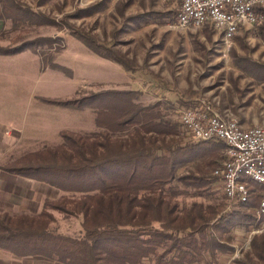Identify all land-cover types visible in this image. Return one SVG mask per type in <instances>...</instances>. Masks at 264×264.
I'll list each match as a JSON object with an SVG mask.
<instances>
[{"label":"trees","instance_id":"trees-1","mask_svg":"<svg viewBox=\"0 0 264 264\" xmlns=\"http://www.w3.org/2000/svg\"><path fill=\"white\" fill-rule=\"evenodd\" d=\"M105 1L78 8L73 15H93L105 8ZM258 11L264 12V7ZM140 17L131 20L138 23L144 20ZM0 20L10 21L13 28L55 24L19 0H0ZM259 24L251 26H258L264 39V26ZM73 35L96 54L131 69L120 50L102 45L90 34L73 30ZM51 43L48 37L35 38L0 46V54L25 49L39 53L44 44L51 47ZM248 64L253 76L264 80V64L252 60ZM51 67L67 71L59 64ZM40 98L72 109L97 107L95 125L100 130L89 134L63 130L61 143L0 165L7 173L46 183L63 193L46 198L37 214L0 212V249L17 257H45L61 264H196L205 254L231 253L230 232L236 226L264 221L254 211L263 187L251 180L248 198L237 203L238 209L226 210L225 201L179 206L175 200L179 191L172 192L169 184L178 180L193 189L194 195L207 194L219 180L210 173L220 166L225 145L215 139L177 143L178 124L165 117L160 100L143 104L137 101L136 91L117 89L81 97ZM190 163L192 168L178 173ZM222 196L225 200L223 190ZM52 211L80 215L83 236L53 231ZM233 263L264 264V232L255 233L249 250L233 258Z\"/></svg>","mask_w":264,"mask_h":264},{"label":"rangeland","instance_id":"rangeland-1","mask_svg":"<svg viewBox=\"0 0 264 264\" xmlns=\"http://www.w3.org/2000/svg\"><path fill=\"white\" fill-rule=\"evenodd\" d=\"M19 1L32 11L52 19L55 24H31L13 28L12 23L6 20L0 30L1 47L14 46L35 38L52 39L51 47L44 44L39 53L30 49L20 51L31 67V79L34 66L39 62L40 77L32 85V90L36 91L34 100L41 105L37 107L32 104L25 115V136L22 148L13 151L15 158L29 151L61 143L63 130L82 134L100 130L95 125L97 107L72 109L41 101V96L72 98L108 89L134 90L137 101L143 104L158 100L163 102L165 117L178 124L180 133L177 143L191 141L178 118L183 109L196 104L198 100L209 101L210 107L223 116L220 118H235L244 127L264 123V81L256 79L252 70L248 69L250 60L264 64V39L259 36L258 26L244 23L245 26L233 38L224 40L209 25L200 28L177 25L178 5L175 1L107 0L103 10L82 18L74 17L76 10L100 0ZM137 16H142L140 18L144 20L138 23L131 20H137ZM261 25L264 26V20ZM73 30L90 34L102 45L120 50L128 58L131 69L126 70L121 64L96 54L73 35ZM31 52L38 56V60ZM24 59L21 61L25 62ZM51 64L62 65L67 71L54 69ZM223 160L224 150L219 164ZM192 165L187 164L178 173H185ZM212 173L210 176L214 177ZM2 186L5 187V184L2 183ZM39 186L38 193L33 187L30 189L27 181L23 184L8 182L7 188L13 190L14 187L16 195L11 190L0 192V212L11 215L37 214L42 207L36 202L63 195L48 184ZM167 188L174 193L179 191L175 200L180 207L192 202L206 205L225 201L226 210L239 208L236 205L228 208L218 179L213 182L207 194L201 196L194 195L193 189L185 187L178 180H174ZM44 190L46 193L43 195ZM6 207L8 211L1 210ZM52 212L55 217L51 223L53 231L74 237L83 236L80 215ZM260 232H264V221L258 225H238L230 232V243L233 246L231 253H218L214 257L205 254L196 264H234L233 258L242 257L250 248L252 236ZM14 259L9 263L61 264L38 256H15ZM0 264L8 263L0 261ZM144 264L149 263L145 261Z\"/></svg>","mask_w":264,"mask_h":264},{"label":"built area","instance_id":"built-area-1","mask_svg":"<svg viewBox=\"0 0 264 264\" xmlns=\"http://www.w3.org/2000/svg\"><path fill=\"white\" fill-rule=\"evenodd\" d=\"M175 1L178 5L177 25L183 28L199 27V18L210 15V25L224 40L231 39L235 22L251 20L252 25L261 23L264 14L258 11L264 7V0H163ZM179 123L191 141L221 140L233 143V150L224 151V160L214 169L222 185L228 208L237 205L241 196V185H248L250 176L264 178V123L253 125L248 136H237V129H246L237 119H220L210 102L198 100L196 104L183 109ZM247 166L243 181L235 180L237 167ZM257 218L262 212L256 211Z\"/></svg>","mask_w":264,"mask_h":264},{"label":"crops","instance_id":"crops-1","mask_svg":"<svg viewBox=\"0 0 264 264\" xmlns=\"http://www.w3.org/2000/svg\"><path fill=\"white\" fill-rule=\"evenodd\" d=\"M0 22L1 30L4 22L1 20ZM242 26H245V24H241L240 28ZM32 55H34L35 59L38 60L36 58V54L32 53ZM23 57V52L11 55L0 54V165L7 164L8 162L15 159V156H13V151L17 148H22L21 145L25 136V115L26 113L28 114V110L30 109L32 104H35V106L37 107L41 105V103L39 104L34 100L36 91L32 90V85L37 80V78L40 77V72L38 69L39 62L37 61V64H35L34 66V73L31 79V67L29 65V62H27ZM21 59H24L25 62H22ZM248 95L251 94L249 93ZM218 112L219 111L217 110V113ZM30 113L31 111H29V114ZM219 114L220 112L218 113V115ZM25 181H27L28 185L31 186L30 189L33 187L35 191L38 190V193L40 188L39 185H46L42 182L10 174L0 169V192L2 190H11L13 193L14 187H12L13 190L7 188V183L11 182L13 184H23L25 183ZM2 183L5 184V187L2 186ZM28 192H30V190ZM44 193H46V190H44L43 195ZM15 195L16 192H14V196ZM26 196L29 197L32 195ZM35 196H39V194H35ZM6 197H8V195H6ZM44 200L45 199H43V201ZM12 203L13 200H11V204ZM36 204L41 208L43 202H36ZM8 207L1 210L8 211ZM14 258L15 256L10 252L0 249L1 262L10 264L9 262L14 261Z\"/></svg>","mask_w":264,"mask_h":264},{"label":"bare ground","instance_id":"bare-ground-1","mask_svg":"<svg viewBox=\"0 0 264 264\" xmlns=\"http://www.w3.org/2000/svg\"><path fill=\"white\" fill-rule=\"evenodd\" d=\"M243 23H250L252 24L251 20H239L235 22V29H233V32L231 34V38L233 35L238 32L240 25ZM199 25L200 27H203L205 25H210V15H202L199 18ZM192 28H199V27H192ZM224 119V118H220ZM248 130H253V126L246 129H237V136H248ZM194 141H206V140H194ZM225 145V151L233 150V143H228L225 141H222ZM247 176V166H239L237 167V171L235 172V180L236 181H243L245 180V177ZM250 180L253 183H256L258 185H261L263 187L261 193L259 202L256 208V211H264V178L262 176H250ZM249 195V190L247 185H241V196H239V202H244L247 200ZM262 217H264V212H262Z\"/></svg>","mask_w":264,"mask_h":264}]
</instances>
